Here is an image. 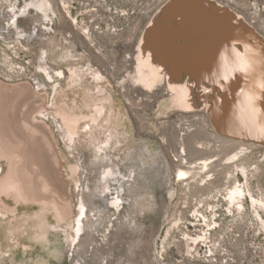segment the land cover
Masks as SVG:
<instances>
[{
	"label": "rangeland",
	"instance_id": "rangeland-1",
	"mask_svg": "<svg viewBox=\"0 0 264 264\" xmlns=\"http://www.w3.org/2000/svg\"><path fill=\"white\" fill-rule=\"evenodd\" d=\"M36 1L0 0V264H264V0H199L262 51L217 53L192 108L137 63L172 69L194 0Z\"/></svg>",
	"mask_w": 264,
	"mask_h": 264
},
{
	"label": "bare ground",
	"instance_id": "bare-ground-1",
	"mask_svg": "<svg viewBox=\"0 0 264 264\" xmlns=\"http://www.w3.org/2000/svg\"><path fill=\"white\" fill-rule=\"evenodd\" d=\"M171 3H173V1H171ZM171 3L169 5H171ZM194 3H197L195 8L189 7L188 10H184L183 15L181 17L172 18L170 21L169 24L170 26L177 25L176 27H178L175 28V30L173 31L174 36L171 37L170 35H168L166 39V45L167 44L170 45L169 58L174 57L173 60L174 63L172 69L170 67L169 68L166 67L167 61H163L162 59H160L162 54L159 55L158 59L155 57L156 55L154 57L151 56L152 53L145 54V52L148 51L146 45L141 48V51L139 52V56H138L139 60L137 63L140 69L138 73H139V81L141 84L139 86L141 87L143 85L153 86L154 83L156 86L163 85L167 93H169V95L171 96L174 95L178 101H181V103H184L190 108L201 107L205 101L204 99L210 97L211 93L216 92L215 90H213L212 92V90L208 88V85L204 84V80L202 79H206L208 77L207 74H209L212 68L214 69V66L217 64V63L215 64L214 62L216 56H218L217 53L221 54L220 51H222V53L228 51L230 52L234 51V53L238 55L246 56L247 54H249L251 56H254L256 55L257 52L262 51L261 47H259L260 48L259 50H254L252 49V47L244 48L242 45L238 43L240 42L244 44L247 42L249 45L250 42H252V38H250L249 36L250 35L248 33L249 29L244 28V26L241 24L234 23V19L232 21V17L228 13L225 14L222 10H218V8L214 7L213 5H210L209 2L204 1V5H206L207 7L208 16H209V19L207 21L206 20L207 17L205 16L207 11L206 8L201 5L202 1L199 2V0L196 1L194 0ZM29 4L31 5L29 7H32V9L42 12L46 10L48 11L50 7L49 3H47L46 0H37L36 2H31ZM15 18H16L15 19V25H16L20 17L15 16ZM203 19H205L206 21L202 23ZM175 20L177 22H175ZM217 24L218 25L220 24L224 28V30H227L228 28L229 31L225 32V36L219 35ZM240 40H243L244 43L243 41ZM180 45H182V47ZM184 45L186 47H183ZM211 47H214L213 49L218 52L215 51L216 55L214 57L209 56L207 58V56L204 55L203 52L208 51ZM173 48L177 50H173ZM240 48H242V50L244 49L245 51L240 52L239 51ZM198 54H201L200 55L201 59H197L198 57L197 58L195 57ZM176 58H178V60H176ZM197 60H199L203 65H205L206 68H208V71L202 70V72L197 73L195 76L194 74L195 71L193 67L196 66L194 62ZM218 61L221 62L223 60L221 59ZM162 67L163 68L166 67L165 70H168L166 76L161 74L162 71L160 69ZM222 68L226 70L225 66H222ZM205 92L209 93L206 94L207 98L205 96ZM66 127L68 131H72L75 127V123L73 122V120L72 121L70 120L69 122L67 121ZM177 172H178L177 175L184 176L185 174V172L182 170H178ZM11 177L13 178V176H10L9 180H7L6 178L0 179V193L8 192L9 189L17 186L18 181H16L15 183L14 179H11ZM19 181H20L19 183H22L20 179ZM110 195L112 196V194ZM237 196L238 193L234 192L231 195V201L233 199L236 200L238 198ZM52 200L56 201L54 198ZM237 204L240 203L238 202ZM78 214L79 213H77V216H79ZM77 216L75 217V219L77 218Z\"/></svg>",
	"mask_w": 264,
	"mask_h": 264
},
{
	"label": "snow or ice",
	"instance_id": "snow-or-ice-1",
	"mask_svg": "<svg viewBox=\"0 0 264 264\" xmlns=\"http://www.w3.org/2000/svg\"><path fill=\"white\" fill-rule=\"evenodd\" d=\"M246 66H247L246 64H242V68H241V70H244V68H245ZM260 86H261L262 89H264V83H262Z\"/></svg>",
	"mask_w": 264,
	"mask_h": 264
}]
</instances>
